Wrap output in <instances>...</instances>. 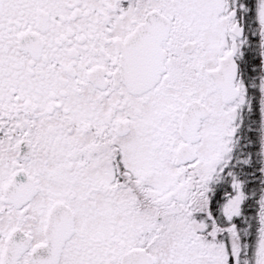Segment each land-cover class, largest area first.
<instances>
[{"label": "snow or ice", "instance_id": "6c2138e0", "mask_svg": "<svg viewBox=\"0 0 264 264\" xmlns=\"http://www.w3.org/2000/svg\"><path fill=\"white\" fill-rule=\"evenodd\" d=\"M0 264H264V0H0Z\"/></svg>", "mask_w": 264, "mask_h": 264}]
</instances>
